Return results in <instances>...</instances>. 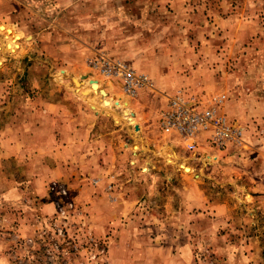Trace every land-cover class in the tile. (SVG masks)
<instances>
[{"label": "crops", "instance_id": "obj_1", "mask_svg": "<svg viewBox=\"0 0 264 264\" xmlns=\"http://www.w3.org/2000/svg\"><path fill=\"white\" fill-rule=\"evenodd\" d=\"M217 1L2 0L0 25L14 31L11 37L19 48L8 50L7 41L0 49L7 58L0 68V203L13 204L28 194L38 200L35 210L39 216L54 217L57 208L48 184L58 180L85 191L95 224L103 216L101 229L118 232L121 241L111 248L114 264H187L186 243L176 251L177 229L192 242L207 241L204 237L215 232L213 243L221 262L253 264L249 239L228 242L220 239L218 232L247 228L249 222L244 226L236 223L234 215L245 208L246 215L253 217L256 200L264 213V136L250 137L257 136L255 123H263L264 134V78L258 75L246 87L234 68L231 73L225 70L227 62L233 65L229 59L241 52L248 51V60L253 53L264 56V18L254 13L262 0H219L226 4L222 7H232L237 14L218 8ZM179 8H184L183 12ZM207 8H213L212 15L206 14ZM223 33H227L226 38ZM251 40L258 44H251ZM239 42L242 51L236 47ZM102 59L124 62L147 76L161 90L155 91L160 97L149 94L151 101L143 102L141 89L133 101H123L118 95L126 94L118 78L102 73ZM253 65L254 70L264 71V61ZM7 72L10 74L4 75ZM92 81L98 84L97 92L88 84ZM182 88H188L189 96H196L202 111L214 108L213 99L221 100L218 113L244 132L243 146L218 151L206 147L212 134L209 127L198 138L200 151H205L202 158L193 154L181 158L193 171L200 166L203 183L221 187L233 183V199L223 195L212 201L200 188L180 189L182 224L177 225L173 216L154 229L143 226L140 231L138 227V248L133 247L138 256L134 260L132 249L126 248L122 238L137 226L138 218L134 222L128 216L145 209L137 166L145 150L156 156L170 149V145L159 144L160 116L168 107V98ZM127 104L134 109L133 114L128 108L130 118L127 110L121 114L134 125L129 145L113 140L111 120L115 118L105 112L107 106L121 109ZM119 125L118 134L122 121ZM105 129L109 133L102 134ZM261 146L263 152L258 150ZM148 161L157 166L159 160ZM211 170L214 173L207 174ZM167 198V215L177 213L176 196ZM158 226V231L173 232L167 242L155 235Z\"/></svg>", "mask_w": 264, "mask_h": 264}, {"label": "rangeland", "instance_id": "obj_2", "mask_svg": "<svg viewBox=\"0 0 264 264\" xmlns=\"http://www.w3.org/2000/svg\"><path fill=\"white\" fill-rule=\"evenodd\" d=\"M217 4L218 8L220 6L222 7V5H226L224 1L222 4L219 0L217 1ZM1 6H3L2 0H0V7ZM258 6L261 8H259L258 11H255L254 13L257 14L258 17L260 16V18H264V0H262ZM213 8L216 9L217 6H214ZM213 8H207L208 12L205 13L207 15H212L211 11H213ZM222 8L226 9L227 13L229 14H237V11H234V8L232 9V7ZM183 9L184 8H179L178 10L179 12H183ZM166 10L167 8L162 9V11ZM5 13L6 11L4 10L2 14L4 15ZM165 15H168V13H165ZM53 17H55V14ZM0 31V49L6 47V43L9 41L7 45L8 50L12 52L17 51L19 46L15 42L14 46L16 47V50L13 48L12 40L14 38L12 39L11 37L14 31L1 25ZM223 34H225L224 38H226L227 33ZM5 35L8 39L5 38ZM183 41L187 40L183 39ZM181 43H183L182 40ZM250 43L258 44V41L254 42L251 40ZM242 45V42H239L238 46L236 47H239L242 51ZM260 45H262L261 42ZM234 51V54H236V48ZM247 52H241L237 55V58L234 57L229 59L233 65L237 64V66L233 67V65L231 66L227 62V67H225V70L226 73H231L230 69L234 68L237 79L244 80L246 82L245 86L250 87V82L255 78L257 79L258 75L261 76V78H264V71H256L253 69V62L255 65H257L259 62H263L264 56L253 53L254 57H250L251 60H248L249 57L246 56ZM4 57V55L0 54V68L7 60V58ZM218 59L220 60L221 57ZM233 61L235 62L233 63ZM248 67L251 68L249 69ZM213 70H215V68H213ZM154 73L155 75L159 74V72ZM8 74H10V72L5 73L4 75L8 76ZM151 78L153 77L151 76ZM88 84L91 85V90H95L96 92L98 91V87L94 86L93 83L91 84L88 82ZM79 89H81V87ZM157 89L159 92H161V90L154 87V85L153 88H144V92H142L144 93V96H140L142 99L141 101H151L149 94H154L157 97H160V94L155 92ZM181 91L187 92L189 90L188 88H182ZM82 93L85 92L82 91ZM118 97L122 98L123 101H127L128 103L129 101H133L130 96H125L122 92H120ZM90 104L93 107H96V105L92 102H90ZM124 106L126 107L121 109L114 106H107L105 107V112L110 113L111 116L115 118L114 121L111 120V123L114 126H111V137H113V140L118 143H125L129 145L132 144L133 141L131 134H134V125H131L130 120L127 121L121 114L124 110H127L126 116L130 118L132 115L130 116L129 112L131 110L134 114V109L132 106H130V104ZM120 121H122L123 129H121V133L118 134L119 129L121 128L119 125ZM255 124V127L257 128V136L250 135V137L251 139L256 137L262 138L264 136L262 129L263 123ZM115 130L117 131L116 133H114ZM101 133L107 134L109 131L105 129L101 131ZM182 143L183 145H181L179 138L174 134H166L162 131L159 135V144H165L166 146L170 145V149H165L156 156H154L150 151L145 150L141 158V164H143V167H141V164L140 166H137V182L139 184L140 178L142 177L143 189H141V187L139 188L142 190L144 195L142 203L144 204L145 209H141L138 213L134 212L131 216H128V219H131L134 222L135 217L138 218L136 219L137 226L135 227V225H133V228L128 230L127 235H124L125 238H122V241L127 245L126 248L132 249L133 253L131 252L130 255L134 260H136L135 257L138 256L134 249L138 248L136 234L141 231L143 226L154 229L157 224H166L167 217L172 219L173 216L176 217L177 225L182 224L180 222L179 214L180 207L178 208L179 204L181 203V199L178 197L179 191L181 192L180 189H184V187H190L197 190L200 188L202 191L206 192V195L209 199L212 198V201L223 195L233 199L231 197V194L234 190L232 186L233 183H229V185L227 184L224 187H221V185L217 184L215 185L213 182L203 183L199 178L200 166L198 167L197 165L196 170L193 171L189 168L185 161L182 162V157L186 158L187 155L192 157V154L186 150L183 141ZM171 148H175L176 153L171 151ZM245 149L251 151V148L245 147ZM258 150L263 152L262 146L261 148L258 147ZM199 152L203 154L205 151L199 150ZM209 152L214 153L215 151ZM152 158L159 160L157 161V166H151L149 164L150 161L148 160H151ZM132 168L133 169L131 170L130 174L134 177L136 173L135 167ZM212 172L213 171L211 170L207 172V174H211ZM53 182H57L58 184L65 186L68 195L63 198L61 195H58L57 192L52 191L50 186ZM48 190L52 197L51 200L55 201V205L57 206V203H61L62 206L68 210L66 216L60 217V215L56 213L54 217L43 219V217L39 216L38 211L35 210V207H38V200H35L33 196H29L28 194L25 195V198L13 204L0 203V264H114V259H112L111 256V248L115 244H118L121 239L119 238L117 231L113 232L109 230L110 228L107 230L101 229L103 224L102 221L104 220L103 216H100V219H97L95 224L92 213L88 210V199L86 192L81 190L77 191L78 188H73L69 184L60 182L58 180L51 181L48 184ZM151 191H156V195H151ZM258 194H263V192H259ZM168 195L176 196V208L174 211L177 210V213L172 212L174 209L173 207L170 208L172 213L167 215V204L169 203L167 198ZM258 203L259 201L256 200L255 204L257 206L254 208L255 215L253 217L246 215L247 211H245V208L240 209L238 213L234 215L236 223L242 224L244 226V224L249 222L250 225L246 226L247 228L241 227L238 232H232L228 230L221 231L218 232V237L220 239L223 237L228 242H237L239 240L249 239L251 252L254 253L253 264H264V213L262 210L258 209ZM69 204L73 205L72 209L69 208ZM241 204L244 205L245 203ZM151 208H155L154 211H151ZM125 219L126 218L123 217V220ZM138 227H140L139 232L137 230ZM159 227L160 226L155 228V235L160 234L161 242L162 240L167 242L168 235H170L171 238L173 232H167L166 229L158 231L157 228ZM176 232V251H181L184 247V243H186L188 246L187 264H224L220 261V257L217 255V251L215 250V245L213 243L216 240L215 232L208 233V235L204 237L207 241L196 240L195 242H192L191 239H184L182 235H179L178 229ZM192 235L196 238H198V235L202 237V235L198 233H192L191 236ZM129 252L130 251L127 253L129 254Z\"/></svg>", "mask_w": 264, "mask_h": 264}, {"label": "built area", "instance_id": "obj_3", "mask_svg": "<svg viewBox=\"0 0 264 264\" xmlns=\"http://www.w3.org/2000/svg\"><path fill=\"white\" fill-rule=\"evenodd\" d=\"M101 67L103 74L118 78L123 92L131 98L136 96L141 89L153 88V84L147 76L137 73L124 62L102 59ZM212 101L214 108L202 111L196 96H189L187 92L179 91L168 98V107L160 116L162 131L166 134L179 136L184 142L186 150L196 158L203 156L199 152V135L209 127L212 128V134L207 139L209 148L222 151L232 145L239 147L246 143L243 130L228 122L218 113L216 108L221 105V100L213 99ZM50 189L63 198L68 195L65 186L57 182H53ZM56 208L60 217L66 216L68 210L61 203H57ZM69 208L72 209L73 205L69 204Z\"/></svg>", "mask_w": 264, "mask_h": 264}, {"label": "bare ground", "instance_id": "obj_4", "mask_svg": "<svg viewBox=\"0 0 264 264\" xmlns=\"http://www.w3.org/2000/svg\"><path fill=\"white\" fill-rule=\"evenodd\" d=\"M12 43H13V48L15 49L16 47L14 46V45H15V41H14V39L12 40ZM15 50H16V49H15ZM92 83L94 84V86H97V85H98L95 81H92Z\"/></svg>", "mask_w": 264, "mask_h": 264}, {"label": "water", "instance_id": "obj_5", "mask_svg": "<svg viewBox=\"0 0 264 264\" xmlns=\"http://www.w3.org/2000/svg\"><path fill=\"white\" fill-rule=\"evenodd\" d=\"M136 129H137V127H136Z\"/></svg>", "mask_w": 264, "mask_h": 264}]
</instances>
